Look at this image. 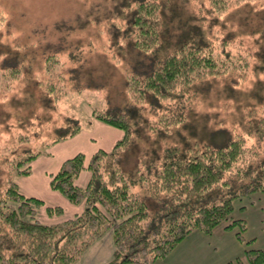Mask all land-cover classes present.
<instances>
[{
    "label": "trees",
    "instance_id": "1",
    "mask_svg": "<svg viewBox=\"0 0 264 264\" xmlns=\"http://www.w3.org/2000/svg\"><path fill=\"white\" fill-rule=\"evenodd\" d=\"M206 1L211 9L207 12L212 14L244 0ZM115 2L111 13L119 19L118 32L128 38L132 48L151 53L153 58L147 73L125 77L136 105L144 103L161 112L160 124L150 125L153 131L169 130L186 121L187 111L206 90L204 82L208 78L232 71L239 78L246 74L249 53L224 47L230 40L225 37L217 47L216 33L203 30L199 18L194 26L191 24L189 36L166 49L169 37L164 11L171 0ZM77 70L79 67L71 66L66 68L67 73L59 71L56 80H51L47 70L46 81L36 78L34 82L53 102L68 88L79 89L69 82ZM60 78H64L63 83ZM249 98L256 104L241 109L242 128L226 141L218 145L195 141L165 147L157 159L139 165L136 176L126 174L120 165V153L133 140L130 110H93L94 119L121 130L123 135L109 151L98 149L87 162L81 152L63 160L50 176L49 187L53 191L73 205H84L80 213L52 225L34 217L45 203L24 195L14 177L30 175L35 159L79 133L78 120H62L58 135L44 144L45 151L24 154L13 149L10 153L15 162L4 158L0 169V264H78L83 253L106 233L111 234L114 252L105 264H152L195 230L210 233L218 227L226 230L236 225L243 230V221L232 217L233 201L264 193V103L258 94ZM31 138L23 136L25 141ZM83 170L89 172V179L81 187L75 180ZM136 184L154 201L153 211L139 192L131 190ZM45 210L48 215L63 211L59 206H46ZM228 264H264V249L246 250L244 258Z\"/></svg>",
    "mask_w": 264,
    "mask_h": 264
},
{
    "label": "rangeland",
    "instance_id": "2",
    "mask_svg": "<svg viewBox=\"0 0 264 264\" xmlns=\"http://www.w3.org/2000/svg\"><path fill=\"white\" fill-rule=\"evenodd\" d=\"M115 5V0H0V169L4 158L15 162L10 153L13 149L24 154L45 151L44 144L58 135L57 128L67 117L76 118L84 135L96 139L92 150L77 142L67 148L80 145L86 154L99 146L108 150L112 136L95 125L92 111L130 110L133 140L120 153V165L126 174L136 176L138 166L157 159L165 147L195 141L223 143L242 128L241 109L256 104L249 96L258 94L264 103V0L232 3L212 14L207 12L211 9L206 0H171L164 11L169 37L166 49L189 36L199 18L203 30L216 33L217 47L222 38H229L223 46L249 53L250 61L240 78L232 71L205 80L206 90L187 111L186 121L155 131L150 125L160 124L161 112L144 103L136 105L125 81L126 74L147 73L153 58L151 53L132 48L128 38L118 32L119 19L111 13ZM71 66L79 67L69 80L79 89L68 88L56 101H50L35 79L46 81L49 70L51 80H56L59 71L66 72ZM24 135L32 138L25 141ZM261 149L264 153V141ZM58 153L57 148L53 157L39 156L31 175L14 177L24 195L44 201L34 217L46 225L60 223L66 212L62 209L59 215H48L45 207L58 206L65 197L40 176L46 162L60 159ZM131 190L139 192L154 210L155 203L144 189L136 184ZM232 217L243 221V230L237 225L210 233L195 230L152 264H228L244 258L246 250L264 249V193L233 201ZM113 252L111 234L106 233L83 253L78 264H105Z\"/></svg>",
    "mask_w": 264,
    "mask_h": 264
},
{
    "label": "crops",
    "instance_id": "3",
    "mask_svg": "<svg viewBox=\"0 0 264 264\" xmlns=\"http://www.w3.org/2000/svg\"><path fill=\"white\" fill-rule=\"evenodd\" d=\"M95 125H97L98 127H101L103 132H107L108 134H111L112 138H110V149L113 147L114 143L119 140L123 133L121 130L115 128V127H111L107 124H104L100 121H96ZM105 125V126H103ZM83 143V145L89 149L92 148V143L96 142V139L94 138L93 135L88 134L87 136L84 135L83 133V129L81 128L80 132L77 133L76 135H74L73 137L66 139V140H62L58 143H56L55 145H53L51 148L48 149V154L42 155L40 157H46V158H50L54 156L55 153V149L58 148L59 150V155H60V159L55 161V163L50 160L48 162H46V164L42 167L44 171L39 170L37 172L42 171V173H40V176L43 177L45 180H47V183L49 184V180H50V176L55 174L57 172V170L59 169L61 163L63 160L70 158L72 156H74L77 153H83L85 156V160L87 162V160L89 159V157L98 149H103L105 151H109L110 149L106 150L104 149V147H97V149H95L94 151H91L89 154H86L80 145L79 146H75V147H70L67 148L68 145H71L73 143ZM102 144V143H101ZM92 150V149H91ZM39 159V158H37ZM35 159L32 163H31V173L30 175L34 172V163L37 162L38 160ZM89 179V172L87 170H83L79 176L76 178V184L78 186H85L87 184V181ZM64 198V197H63ZM82 205L83 204H79V205H73L70 202H68V200L66 198L60 200V204H58V206H60L63 210L66 209V212L64 213V219L69 218L70 216L72 217L74 214L80 213L82 211ZM63 218V217H62ZM222 230V227H220ZM95 244V243H94ZM93 244V245H94Z\"/></svg>",
    "mask_w": 264,
    "mask_h": 264
}]
</instances>
